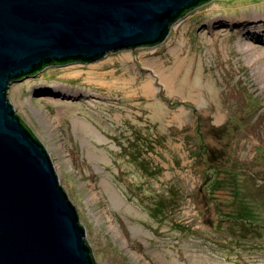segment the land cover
<instances>
[{
  "label": "rangeland",
  "instance_id": "374dc122",
  "mask_svg": "<svg viewBox=\"0 0 264 264\" xmlns=\"http://www.w3.org/2000/svg\"><path fill=\"white\" fill-rule=\"evenodd\" d=\"M239 18L263 30L264 0H209L154 46L9 84L95 263L264 264V35ZM239 202L252 217L235 216Z\"/></svg>",
  "mask_w": 264,
  "mask_h": 264
},
{
  "label": "water",
  "instance_id": "95a60500",
  "mask_svg": "<svg viewBox=\"0 0 264 264\" xmlns=\"http://www.w3.org/2000/svg\"><path fill=\"white\" fill-rule=\"evenodd\" d=\"M204 0H0V264H98L52 160L7 88L42 64L154 46Z\"/></svg>",
  "mask_w": 264,
  "mask_h": 264
},
{
  "label": "bare ground",
  "instance_id": "6f19581e",
  "mask_svg": "<svg viewBox=\"0 0 264 264\" xmlns=\"http://www.w3.org/2000/svg\"><path fill=\"white\" fill-rule=\"evenodd\" d=\"M182 17V16H181ZM180 17V18H181ZM179 18H177L176 19V21L178 20ZM248 19H251V18H247V19H244V20H242L241 18H239L238 19V21H239V23L241 24V25H244V26H246L247 27V29H249V30H247L246 31V33H247V35H251V34H254V35H256L257 37H259V34H261V35H264V29L263 30H259V31H257L258 33H254L255 31H251V28H253L254 26H253V23H249V21H251V20H248ZM176 21H173L174 23H176ZM238 21H237V24H239L238 23ZM259 27V26H258ZM257 26L256 27H254L253 29H255V28H257V29H259ZM252 29V30H253ZM253 35V36H254ZM255 36V37H256ZM71 63V62H70ZM68 64V63H67ZM73 74L74 75H78L79 74V72H77V71H74L73 72ZM89 76H94L97 80H101V81H103V82H114V83H124L125 82V80H127V78H123V79H121V78H119L118 76H116V75H113L112 77H108V76H106V74L105 73H102V71L100 70V68L98 69V67L97 68H94V70H92V71H90L89 73ZM27 77V76H26ZM174 77H172L171 75H169V76H162L161 77V82H163L166 86H167V88H169V89H171L172 88V86H173V82H174ZM153 80V79H152ZM150 78H147V80H145L144 81V83L142 82V85H141V90H143L142 92H144L145 94H147V95H150V94H152V92L153 91H155L156 89H157V87L155 86V84H154V81H152ZM129 88V87H128Z\"/></svg>",
  "mask_w": 264,
  "mask_h": 264
},
{
  "label": "trees",
  "instance_id": "16d2710c",
  "mask_svg": "<svg viewBox=\"0 0 264 264\" xmlns=\"http://www.w3.org/2000/svg\"><path fill=\"white\" fill-rule=\"evenodd\" d=\"M209 0H204V1H201V2H199L197 5H195V7H193V8H190V9H188V10H186V11H183L181 14H180V16H178V18H180L181 16H184L187 12H189L190 10H192V9H194V8H196L197 6H200V5H202V4H205V3H207ZM211 1V0H210ZM70 62H72V61H70V60H67V62L66 63H64V64H66L67 65V63H70ZM54 65V64H56V65H58V63H49V64H42V65H40V67L34 72V74H32V75H35V74H37V73H39V72H41L42 70H44L46 67H48V65ZM188 110H190V111H192V112H196V109L193 107V106H191V105H189V106H187V105H184ZM222 128V127H221ZM218 129H220V128H218ZM30 130V129H29ZM213 131H215V132H218V130L216 131V129H213ZM31 132L33 133V131L31 130ZM199 133V135H201V132H200V130L198 131ZM34 134V133H33ZM35 135V134H34ZM201 136H203V134L201 135ZM35 137L37 138V136L35 135ZM38 139V138H37ZM243 205V206H242ZM238 209L236 210V212H235V216H237V218L239 219V220H242L243 218H245V217H252L251 215H249L248 214V212H249V207H248V205H246L245 203H241V202H239L238 203ZM228 216H229V214H228ZM237 218H234L235 220L237 219ZM233 219V220H234ZM243 223V221H240V222H238V221H234V223ZM83 226V225H82ZM84 227V226H83ZM88 243V242H87ZM88 245H89V243H88ZM226 247L225 248H230L231 246H228V243H227V245H225ZM89 247H90V245H89ZM91 249V248H90ZM92 257H93V254H92ZM94 259V258H93ZM95 261V260H94Z\"/></svg>",
  "mask_w": 264,
  "mask_h": 264
}]
</instances>
